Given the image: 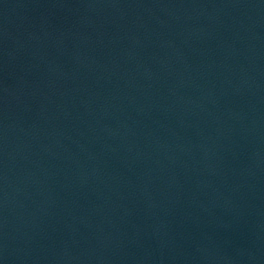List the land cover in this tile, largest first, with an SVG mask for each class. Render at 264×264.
I'll use <instances>...</instances> for the list:
<instances>
[{
	"label": "water",
	"instance_id": "obj_1",
	"mask_svg": "<svg viewBox=\"0 0 264 264\" xmlns=\"http://www.w3.org/2000/svg\"><path fill=\"white\" fill-rule=\"evenodd\" d=\"M264 193V0H0V264H196Z\"/></svg>",
	"mask_w": 264,
	"mask_h": 264
}]
</instances>
